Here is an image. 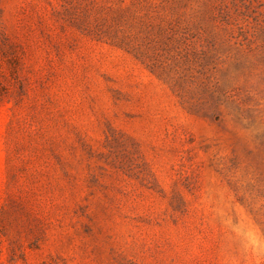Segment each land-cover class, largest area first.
I'll return each mask as SVG.
<instances>
[{"label": "rangeland", "instance_id": "obj_1", "mask_svg": "<svg viewBox=\"0 0 264 264\" xmlns=\"http://www.w3.org/2000/svg\"><path fill=\"white\" fill-rule=\"evenodd\" d=\"M0 264H264V0H0Z\"/></svg>", "mask_w": 264, "mask_h": 264}, {"label": "trees", "instance_id": "obj_2", "mask_svg": "<svg viewBox=\"0 0 264 264\" xmlns=\"http://www.w3.org/2000/svg\"><path fill=\"white\" fill-rule=\"evenodd\" d=\"M0 97H1V94H0Z\"/></svg>", "mask_w": 264, "mask_h": 264}]
</instances>
